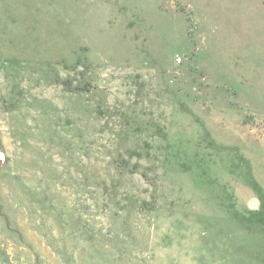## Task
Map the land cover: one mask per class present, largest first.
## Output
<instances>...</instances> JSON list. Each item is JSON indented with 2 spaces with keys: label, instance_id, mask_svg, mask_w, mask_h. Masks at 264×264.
<instances>
[{
  "label": "rangeland",
  "instance_id": "rangeland-1",
  "mask_svg": "<svg viewBox=\"0 0 264 264\" xmlns=\"http://www.w3.org/2000/svg\"><path fill=\"white\" fill-rule=\"evenodd\" d=\"M0 264H264V0H0Z\"/></svg>",
  "mask_w": 264,
  "mask_h": 264
},
{
  "label": "water",
  "instance_id": "water-1",
  "mask_svg": "<svg viewBox=\"0 0 264 264\" xmlns=\"http://www.w3.org/2000/svg\"><path fill=\"white\" fill-rule=\"evenodd\" d=\"M254 205H255V202H252V203L250 204L251 207L254 206Z\"/></svg>",
  "mask_w": 264,
  "mask_h": 264
}]
</instances>
